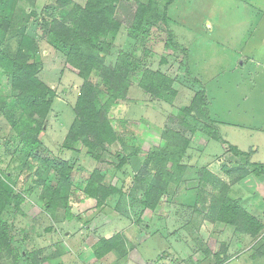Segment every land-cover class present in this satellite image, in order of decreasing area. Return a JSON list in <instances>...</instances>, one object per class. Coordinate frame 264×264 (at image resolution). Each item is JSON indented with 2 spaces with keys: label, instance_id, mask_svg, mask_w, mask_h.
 I'll use <instances>...</instances> for the list:
<instances>
[{
  "label": "rangeland",
  "instance_id": "1",
  "mask_svg": "<svg viewBox=\"0 0 264 264\" xmlns=\"http://www.w3.org/2000/svg\"><path fill=\"white\" fill-rule=\"evenodd\" d=\"M72 1L80 5L85 2ZM165 1L161 0L160 7ZM57 12L56 0H15L7 17L0 9V47L7 54L14 53L19 39L16 27L38 35L36 25ZM167 14L165 23L160 20L150 31L146 29L138 41L127 34L128 20L115 37L106 39L107 66L114 65L120 52L128 54L138 66L128 75L125 98L106 105L121 140L112 143L98 160L83 151L62 148L82 79L49 40L39 41L40 52L32 57L42 63L39 76L56 93L39 136L40 154L67 159L74 167V184L78 187L69 198L71 218L63 210L54 215L46 210L39 200L40 188L30 184L23 155L15 152L11 141L15 132L0 115V171L8 174L10 186L25 198L21 210L9 208L4 213L11 224L13 252L1 258L0 264H33L29 253L35 250L48 257L42 264H120L127 258L130 264H263L262 256H253L254 237L239 238L242 233L233 226L208 218L211 197L219 193L221 185L215 182L214 186L210 174H204L209 172L210 163L218 160L221 168L217 172L222 177L218 179L226 184L227 194L264 219L259 176L248 175L253 166L246 162L247 157L225 156L231 152L228 146L194 124L204 117L196 118L186 109L195 93L203 90L208 112L213 105L225 103L235 113L253 105L264 113V0H171ZM145 68L172 79L177 94L170 102L150 98L139 86ZM7 83L6 78H0L1 99L9 95ZM261 121L262 116L258 119ZM164 130L188 139L182 158L185 168L180 181L168 186L154 209L143 208L137 202L139 192L133 189L142 183L137 178H151L152 174L142 175L143 162L151 150L166 145ZM207 141L210 143L205 150ZM263 158L264 146L250 153L248 160L259 162ZM95 167L100 168L105 185L122 192L101 205L81 191L84 179ZM244 169L250 173L238 178ZM147 171L153 172L151 164ZM116 234L127 240L126 254L118 259L113 253L103 261L94 259L96 242L104 235ZM129 237L132 243H128ZM146 254L153 255L152 260H147Z\"/></svg>",
  "mask_w": 264,
  "mask_h": 264
},
{
  "label": "trees",
  "instance_id": "2",
  "mask_svg": "<svg viewBox=\"0 0 264 264\" xmlns=\"http://www.w3.org/2000/svg\"><path fill=\"white\" fill-rule=\"evenodd\" d=\"M14 2L0 0L4 17L10 16ZM170 3L171 0H166L163 7H160L161 0H85L80 5L72 0H56L58 12L36 25L38 35L26 32L24 27H16L19 39L15 52L7 54L0 47V78L7 79L9 94L3 99L0 96V115L7 119L10 128L14 130L11 141L15 143V152L23 155L24 168L31 176L30 184L40 188L39 200L52 215L63 210L65 216L71 218L69 198L78 186L74 184V167L67 159L40 154L42 141L39 136L56 93L39 76L42 63L32 57L40 52L39 41L49 40L65 63L73 67L82 79L73 105L74 117L62 148L83 151L98 160L112 143L121 140L111 124L106 105L125 98L130 84L128 75L138 66L124 52L118 54L113 66H107L104 62L109 49L106 39L115 37L128 20V36L140 40L146 29L150 31L160 20L166 22ZM172 84V79L165 73L150 68H145L139 79V86L150 98L166 102H170L177 94ZM207 103L205 92L197 91L186 111L196 115V118L204 117L203 120L196 119L194 124L203 126L208 136L224 143L209 116ZM163 135L168 140L166 145L160 150H151L143 162L142 175L152 174L151 178H137L142 183L133 189L139 192L137 202L143 208L154 209L168 186L180 181L185 168L182 158L189 144L188 139L170 130H164ZM227 148L235 156L247 157L248 161L249 152H242L232 145ZM123 162L124 159H121L120 164ZM149 164L153 172L147 171ZM249 164L253 166L251 173L260 176L264 166L259 163ZM100 171V168L95 167L81 187L86 197L96 200V205H101L116 193H122L115 186L105 185ZM248 173L244 169L238 178ZM210 178L214 186L216 183L221 185L219 193L212 196L209 203L207 215L210 221L225 223L239 233L254 237L256 249L253 256L264 258L263 217L246 209L239 199L231 198L227 194L226 184L216 176L210 175ZM10 184L8 174L0 171V259L13 252L11 224L4 218V213L9 208L21 210L25 201L22 193L15 191ZM261 204L264 206V203ZM123 237L116 234L110 238H100L93 247V258L101 259L110 253L115 254L117 259L124 256L127 240ZM29 257L33 264H42L48 258L40 250L30 252ZM109 264L117 263L114 261Z\"/></svg>",
  "mask_w": 264,
  "mask_h": 264
},
{
  "label": "crops",
  "instance_id": "3",
  "mask_svg": "<svg viewBox=\"0 0 264 264\" xmlns=\"http://www.w3.org/2000/svg\"><path fill=\"white\" fill-rule=\"evenodd\" d=\"M229 96L231 97V99L234 98L231 94ZM216 97H217V95L215 94V98ZM224 104L213 105L212 110L209 111V116L213 120H216V122H215L216 127H217L223 141H224V144H222V145H224V146L232 145V146H235L238 150H240L242 152H249L252 155L254 153H257L259 151V149L262 146H264V113H261V111H259L256 108V105L251 106V108H249L247 110H240L239 112L235 113L232 110H229L227 108V106H225ZM260 116H262V121L258 122V119ZM209 143H210V141H207L206 144L204 143L205 150H206V147L209 145ZM227 155H234V154L232 152H227V153H225V156H227ZM234 157H236V156L234 155ZM248 161L251 163H259V164H262L264 166V160H260L259 162L255 161V160H252V161L248 160ZM202 162H206V160L203 159ZM217 162H218V160H216V159L213 160V162L210 163L211 166L207 167V170H209L208 174L214 175L217 178L221 179L222 177L217 172V170L221 167H219V163H217ZM206 175L207 174H204V177ZM248 175H252V173H250ZM248 178H250V176H248L247 179ZM257 179L261 181V185L259 184L258 186L261 187V191L263 192V194L261 195V199H262V198H264V167H263V172L261 173V175ZM240 184L241 183L238 182L237 186L239 187ZM241 190H243V189H241ZM253 193L258 194V192H256V191ZM247 195L249 196V194H247ZM253 206L256 207L255 204ZM253 210H255V209H253ZM234 235H235V233L233 234V237H235ZM243 235H246V234H239L237 236H240L239 238H241V237L244 238ZM103 237L104 238H110V235L109 236L104 235ZM148 239L149 238L143 239L140 242H142L144 240H148ZM129 240L130 241H128V243H132L130 237H129ZM134 243H136V242H134ZM134 248L139 253L138 247L134 246ZM109 255L110 254H107L104 257H102L101 258L102 261L105 258H107ZM152 256L147 255V257H145V258L152 260L150 258ZM128 260L129 259L127 258V259L123 260L124 263H120V262L119 263L120 264H130L128 262ZM109 262L110 261H108V263H105V264H109Z\"/></svg>",
  "mask_w": 264,
  "mask_h": 264
}]
</instances>
